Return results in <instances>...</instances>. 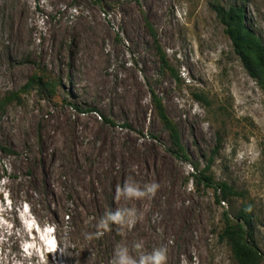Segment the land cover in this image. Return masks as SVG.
<instances>
[{
	"label": "rangeland",
	"instance_id": "1",
	"mask_svg": "<svg viewBox=\"0 0 264 264\" xmlns=\"http://www.w3.org/2000/svg\"><path fill=\"white\" fill-rule=\"evenodd\" d=\"M215 4H244L264 41V0H0V99L43 81L0 111V264H110L136 242L166 264H236L219 235L242 201L219 205L169 152L151 91L191 162L253 202L264 256V93ZM126 179L159 187L117 200ZM117 208L136 223L98 229Z\"/></svg>",
	"mask_w": 264,
	"mask_h": 264
},
{
	"label": "trees",
	"instance_id": "2",
	"mask_svg": "<svg viewBox=\"0 0 264 264\" xmlns=\"http://www.w3.org/2000/svg\"><path fill=\"white\" fill-rule=\"evenodd\" d=\"M214 11L244 69L264 93V41L249 25L244 4L228 7L215 4ZM148 27L152 36L156 37V32L149 23ZM158 53L164 67H168V70L173 72L160 47H158ZM36 81L43 83L37 76H34L20 92L10 93L0 99V111L12 102H19L21 95L27 93ZM44 86H47L48 89L52 88V90L55 88L48 81ZM151 96L156 114L170 137L169 152L177 160L192 164L194 171L196 170L198 173L194 175L195 180L207 188L215 189L218 195L216 201L219 205L225 202L233 206L235 202L242 201L241 205L232 213L227 211L223 213L224 228L219 235L220 239L230 246L234 262L236 264H261L264 256L257 242L256 228L259 215H257L255 205L253 202H244V196L227 182H215L210 165L200 170L199 165L191 162L182 142L179 126L169 116L162 98L155 91H151Z\"/></svg>",
	"mask_w": 264,
	"mask_h": 264
},
{
	"label": "clouds",
	"instance_id": "3",
	"mask_svg": "<svg viewBox=\"0 0 264 264\" xmlns=\"http://www.w3.org/2000/svg\"><path fill=\"white\" fill-rule=\"evenodd\" d=\"M159 185L155 183H147L141 186L135 180L126 179L122 186H117V200L142 199L154 196ZM137 221V213L132 208H117L115 211H109L102 216L98 222V229L109 230L111 225L123 226L125 224L131 226ZM103 235V231L90 233L89 238L93 236L99 237ZM65 249V253H66ZM136 253V255L133 254ZM167 249L164 247L154 248L150 252H143L142 245L136 242L130 250L128 246H120L114 249L113 257L110 264H166Z\"/></svg>",
	"mask_w": 264,
	"mask_h": 264
},
{
	"label": "bare ground",
	"instance_id": "4",
	"mask_svg": "<svg viewBox=\"0 0 264 264\" xmlns=\"http://www.w3.org/2000/svg\"><path fill=\"white\" fill-rule=\"evenodd\" d=\"M87 204H88V206H90V207H91V206L93 207V205H94V204H91V202H89V203H87Z\"/></svg>",
	"mask_w": 264,
	"mask_h": 264
}]
</instances>
